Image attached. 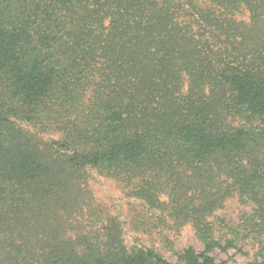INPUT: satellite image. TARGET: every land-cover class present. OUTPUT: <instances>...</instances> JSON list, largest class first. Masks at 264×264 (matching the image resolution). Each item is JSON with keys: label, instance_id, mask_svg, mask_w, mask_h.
Wrapping results in <instances>:
<instances>
[{"label": "trees", "instance_id": "trees-1", "mask_svg": "<svg viewBox=\"0 0 264 264\" xmlns=\"http://www.w3.org/2000/svg\"><path fill=\"white\" fill-rule=\"evenodd\" d=\"M90 169L193 223L181 264L228 197L264 231V0H0V264H170L78 221Z\"/></svg>", "mask_w": 264, "mask_h": 264}, {"label": "rangeland", "instance_id": "rangeland-1", "mask_svg": "<svg viewBox=\"0 0 264 264\" xmlns=\"http://www.w3.org/2000/svg\"><path fill=\"white\" fill-rule=\"evenodd\" d=\"M235 18L248 21L249 14L242 10ZM188 82H185L184 91ZM26 127V126H25ZM35 133L32 128H27ZM44 141L59 138V134H41ZM84 195L90 206H84L78 221L91 229L100 227V218L108 216L118 219L122 225V235L129 249L151 248L163 256L170 264H181L179 254L191 247L197 253L204 250V242L198 237L191 221H183L176 228V218L170 216L171 206L167 211L150 209L141 200L128 195L125 185L129 179L109 177L98 170L86 172ZM135 178V182L140 181ZM164 191L160 194L162 202L169 203L171 190L164 178ZM207 221L212 225L213 238L219 246H228L221 250L219 246L212 251L218 263L250 264L264 261V231L258 228L254 217V207L244 204L239 197H228L221 205L216 206Z\"/></svg>", "mask_w": 264, "mask_h": 264}]
</instances>
